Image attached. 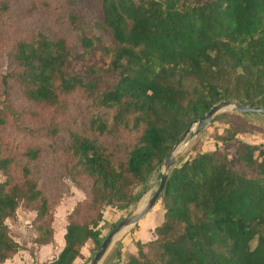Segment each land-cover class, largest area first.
<instances>
[{"label": "trees", "instance_id": "16d2710c", "mask_svg": "<svg viewBox=\"0 0 264 264\" xmlns=\"http://www.w3.org/2000/svg\"><path fill=\"white\" fill-rule=\"evenodd\" d=\"M3 58L0 264L55 242L53 167L87 193L47 263L75 264L195 120L224 100L264 108V0H0ZM234 115L214 118L226 127L213 149L174 167L163 222L126 264H264V143L241 139L251 129ZM23 203L29 249L7 223Z\"/></svg>", "mask_w": 264, "mask_h": 264}, {"label": "rangeland", "instance_id": "374dc122", "mask_svg": "<svg viewBox=\"0 0 264 264\" xmlns=\"http://www.w3.org/2000/svg\"><path fill=\"white\" fill-rule=\"evenodd\" d=\"M6 58H3V63L0 67V72L4 73L6 71ZM0 106L2 104L0 103ZM232 113V112H226ZM223 114V113H222ZM221 115V114H219ZM218 115V116H219ZM217 117V116H216ZM234 122L244 123L249 126L251 132L241 135L240 138L249 142V143H264V116L259 114H236L231 119ZM224 119H219L213 122L204 130L202 134L197 137L190 135L184 144L181 145L178 149V153L175 154L174 165H180L184 161H186L189 157L195 155L197 151H207L214 148V144L216 141V135L218 133H222L226 124ZM236 147V143H231L228 145L227 150L229 152L231 161L234 163V150ZM181 159L183 161H181ZM181 161V162H180ZM180 162V163H179ZM161 171L156 173L150 181L149 190L147 193L142 195L139 201L128 209H117L116 207H108L104 212V223L102 224V236L106 237L108 233L113 229L112 226H116L121 220L125 217L132 215L135 213L149 198L151 193L155 191L160 181ZM51 175L54 180H59L60 187L62 189V200L60 205L56 209L55 214V228L56 234L61 231V229L66 228L67 225V217L74 209L77 202L86 198L87 193L78 186L69 175L65 174L62 170L53 167L51 169ZM6 179L5 175L0 172V183ZM53 180V183H54ZM58 186V185H57ZM141 190L136 191V195L140 196ZM146 198V199H145ZM145 200L143 203L142 201ZM35 218V211L28 208V206L23 203L18 208L15 216L10 217L7 220L8 225L12 230L13 236H16L20 233L21 229L26 230L33 227V221ZM164 219V208L159 201L157 205L154 207L153 211L143 219L139 224L132 226L127 229L126 234L124 236L120 235L115 242V244L110 249L107 257L105 258V264H126L130 258V254H128L131 250L136 248V243L138 240L143 242L147 241L149 238V234L153 230H147V225L158 226L162 224ZM31 228V229H32ZM36 235V233H35ZM62 236L60 232L58 233V243L61 241ZM94 245L92 241L88 242L84 247L81 256L78 258L75 264H91L92 259L95 253L92 252ZM125 254V259L121 262L117 261L118 251ZM124 251V252H123ZM137 253V252H136Z\"/></svg>", "mask_w": 264, "mask_h": 264}, {"label": "water", "instance_id": "95a60500", "mask_svg": "<svg viewBox=\"0 0 264 264\" xmlns=\"http://www.w3.org/2000/svg\"><path fill=\"white\" fill-rule=\"evenodd\" d=\"M226 112H232L236 114H259L264 116L263 107H252L236 101L224 100L214 105L203 117L195 120L191 124L189 129L179 137V139L173 145L169 154L165 158L161 169L160 181L155 191L151 193L142 208H139L132 215L125 217L108 233L101 246L96 251L91 264H102L107 257L110 249L117 241L118 237L120 235L124 236L128 228L139 224L153 211L154 207L160 201L166 186L167 179L175 167V154L177 153L181 145L185 143L187 138L190 135H193L194 137L199 136L213 122L216 116Z\"/></svg>", "mask_w": 264, "mask_h": 264}, {"label": "crops", "instance_id": "0c3cea01", "mask_svg": "<svg viewBox=\"0 0 264 264\" xmlns=\"http://www.w3.org/2000/svg\"><path fill=\"white\" fill-rule=\"evenodd\" d=\"M155 227L156 225L151 226V227L150 225H147L146 229L153 230ZM31 228L32 227L26 230V227H25V230L24 229L20 230V233L17 235V237L14 236V238L27 249L31 247L33 239L35 238V231L33 228L32 229ZM59 232L62 238H61V241L58 243V240H59L58 233ZM59 232L55 236V242L53 244L40 247L36 251L34 258L32 257V255L30 254L28 250H22L17 255H15L12 259L7 260L4 264H47L53 261L58 256L59 252L63 249L64 243H65L64 237H63L65 233V228L61 229V231ZM153 237H154L153 233L151 232L146 242L152 240ZM136 252L137 250L136 248H134L128 254L134 255L136 254ZM125 257H126L125 254H122V252H120L116 259L117 261L121 262L125 259ZM102 264H105V261Z\"/></svg>", "mask_w": 264, "mask_h": 264}, {"label": "bare ground", "instance_id": "6f19581e", "mask_svg": "<svg viewBox=\"0 0 264 264\" xmlns=\"http://www.w3.org/2000/svg\"><path fill=\"white\" fill-rule=\"evenodd\" d=\"M182 150V148H180V150L179 151H181ZM178 153V152H177ZM146 199V198H145ZM145 200H143L142 201V203L144 202ZM144 206V204L142 205V207ZM142 207H140V208H142Z\"/></svg>", "mask_w": 264, "mask_h": 264}]
</instances>
